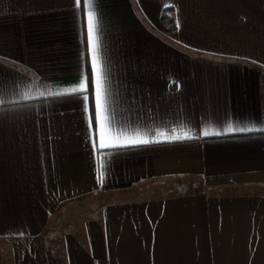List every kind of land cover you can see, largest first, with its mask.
Returning <instances> with one entry per match:
<instances>
[{"label": "crops", "instance_id": "obj_1", "mask_svg": "<svg viewBox=\"0 0 264 264\" xmlns=\"http://www.w3.org/2000/svg\"><path fill=\"white\" fill-rule=\"evenodd\" d=\"M2 250L264 264V0H0Z\"/></svg>", "mask_w": 264, "mask_h": 264}, {"label": "snow or ice", "instance_id": "obj_2", "mask_svg": "<svg viewBox=\"0 0 264 264\" xmlns=\"http://www.w3.org/2000/svg\"><path fill=\"white\" fill-rule=\"evenodd\" d=\"M77 4L80 3V0H76ZM91 22L89 23V43L91 44ZM92 51H93V55H92V73L89 77H86L85 79H81V81L79 82V86L78 87H74L71 89H65L66 92H85L88 91V84H92L94 85V90H95V114H94V118L95 119H99L100 118V114L102 113L103 109H104V81L102 79V73H101V67L97 62V58L95 55V45H92ZM87 81V82H86ZM51 94V93H50ZM59 94V93H57ZM91 95V93H90ZM85 101L87 102L89 99V96H85L84 97ZM85 109L86 111L88 110V105L86 103L85 105ZM229 131H232L231 126L228 129ZM240 131H245L246 129H239ZM208 132H205L204 135H208ZM185 138H189L187 137V135L185 134L184 136H171L169 137V139L171 140H180V139H185ZM150 141L147 139H140V138H136V139H129L126 140L125 143L126 144H147ZM100 146L101 147H105L106 145L104 144L103 141V134H101V141H100Z\"/></svg>", "mask_w": 264, "mask_h": 264}, {"label": "rangeland", "instance_id": "obj_3", "mask_svg": "<svg viewBox=\"0 0 264 264\" xmlns=\"http://www.w3.org/2000/svg\"><path fill=\"white\" fill-rule=\"evenodd\" d=\"M27 252L28 253H26V255L29 254V256H31V254H30L31 251L27 250ZM13 255H14V253H13L12 250H4V251L2 250V251H0V264H14L15 262H14ZM28 259L30 261L31 257H29ZM32 259H33V261L37 260L34 257ZM25 260L22 262V264H29L28 263L29 261H25Z\"/></svg>", "mask_w": 264, "mask_h": 264}, {"label": "trees", "instance_id": "obj_4", "mask_svg": "<svg viewBox=\"0 0 264 264\" xmlns=\"http://www.w3.org/2000/svg\"><path fill=\"white\" fill-rule=\"evenodd\" d=\"M163 19L165 20L166 18H165V16L163 17ZM171 28L173 29V27L171 26Z\"/></svg>", "mask_w": 264, "mask_h": 264}]
</instances>
